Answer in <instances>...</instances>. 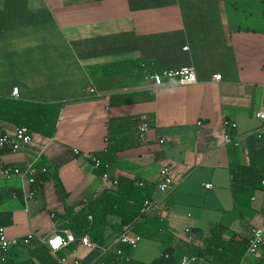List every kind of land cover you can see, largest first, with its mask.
<instances>
[{
    "label": "crops",
    "instance_id": "obj_1",
    "mask_svg": "<svg viewBox=\"0 0 264 264\" xmlns=\"http://www.w3.org/2000/svg\"><path fill=\"white\" fill-rule=\"evenodd\" d=\"M229 12L228 0H0V97L62 103L53 136L34 132L18 151L0 148V159L47 167L76 208L120 176L149 185L168 227L160 240H151L158 244L139 242L127 264H151L187 241L188 227L204 235L222 222L225 237H249L264 220V184L250 206L236 204L230 166L264 160V142L253 134L259 124L254 112L264 100V28L245 26L236 14L232 22ZM123 63L143 67L134 74L192 65L198 81L158 86L145 77L89 91ZM217 73L221 80L214 79ZM143 116L150 121L146 138L120 150L107 177L99 175L85 154L106 149L110 119ZM226 119L237 123L230 131L239 144L224 140ZM16 126L0 119V129L11 135ZM163 166H170L176 182L167 194L157 188ZM62 206L54 177L32 184L23 175L0 176V213H12L13 220L3 224L7 234L39 236L32 245L14 247L4 264L95 263L104 245L72 242L53 251L43 241L68 229L57 217ZM117 238L110 227L106 245ZM249 258L264 262V245L241 264ZM198 264L216 263L203 257Z\"/></svg>",
    "mask_w": 264,
    "mask_h": 264
},
{
    "label": "trees",
    "instance_id": "obj_2",
    "mask_svg": "<svg viewBox=\"0 0 264 264\" xmlns=\"http://www.w3.org/2000/svg\"><path fill=\"white\" fill-rule=\"evenodd\" d=\"M142 68L141 65L129 63L114 66L106 76L96 80V89L103 91L125 87L128 84L126 79H132L133 84L135 81H141L148 73L156 72V70H147L141 74L131 73L132 69L142 70ZM61 107L62 103L20 101L0 97V119L15 125H25L33 133L39 132L51 137L57 130ZM134 122L138 127L140 119L130 117L110 119L108 145L105 150L93 153L101 160L99 167L94 166L99 175L103 176L107 173L109 166L117 160L120 150L142 143L138 128L133 129ZM230 172L231 189L236 204L250 206L255 190L263 185L264 160L258 165L232 163ZM50 177H54L56 191L63 202L62 210L57 213V217L64 221L62 225L64 228L72 230L78 236L88 234L92 241L106 245L108 229L112 227L118 236L125 230L131 229L142 239L160 240L162 232L168 227V219L161 209H154L151 212L142 211L145 200L153 197V189L145 183L141 185L142 180L138 178L120 176L115 179L117 183H114L115 180L112 181L109 186L101 189L87 202L82 201L80 207L76 208L77 206L67 204L68 192L59 176L55 174L51 176L49 172L39 173L35 184H43ZM11 215L10 212H1L0 225L11 223L13 221ZM110 215L116 216L117 220L112 222ZM6 217L8 219H5ZM227 228L222 222L214 223L206 234L197 233L198 243L184 241L176 248L167 249L151 264H181L182 257L186 254L206 257L216 264H241L248 249L249 237L237 234L225 237ZM73 244L77 245V242ZM114 244L115 248L121 249L123 253L118 254L115 250H108L96 262L127 264L133 249L122 242ZM5 263H8V259Z\"/></svg>",
    "mask_w": 264,
    "mask_h": 264
},
{
    "label": "built area",
    "instance_id": "obj_3",
    "mask_svg": "<svg viewBox=\"0 0 264 264\" xmlns=\"http://www.w3.org/2000/svg\"><path fill=\"white\" fill-rule=\"evenodd\" d=\"M185 48L187 49L188 46ZM145 77L146 79L153 81L158 86L164 85L166 82H177L182 85H189V84H194L198 81L197 71L195 67L192 65L183 66L177 69H167L162 71H156L153 73H148ZM221 78H222L221 73H217L214 75L215 80H221ZM89 91L93 93L97 92L94 86H91L89 88ZM13 95L14 96L19 95V87H14ZM254 115L258 119L259 124L253 130V134L258 141L264 142V100L262 101L261 106L255 110ZM236 126L237 123L234 120L226 119L224 121V130H225L224 140L226 142H234L235 144H239L238 140H236L238 137L237 138L236 136L234 137L230 131L231 128H235ZM149 128H150V121L148 120V117L143 116L138 124V133L142 140L146 138ZM32 139H33V132L25 125H17L13 135L0 129V148L11 146L13 151H18L23 146L29 144L32 141ZM161 141L163 142L164 140L162 139ZM74 152L79 154L80 150L75 148ZM85 156L86 158H88V160H90L94 164L95 167H99L101 165V160L93 153L85 154ZM45 172H48V168L45 166H40L38 164H30L25 168H21L19 166L6 164L0 159V176H3L5 178H12L16 175H23L27 177V179L32 184H34L36 182L37 175L39 173H45ZM103 176L107 177V173H104ZM114 183H117V180H115ZM262 183L264 184V180ZM140 184L144 185V182L141 181ZM175 184L176 182L171 173L170 166H163L160 169V181L157 185L158 190L162 194H167L174 188ZM207 186L210 187L211 184H208ZM87 201L88 199H85V202ZM154 209H160L159 200L154 199L153 197L151 199H146L142 211L151 212ZM185 232L187 234V241L193 243L199 242L197 233H195V231L192 228L190 227L186 228ZM57 237L60 238L61 243L58 247H54L53 242ZM36 239H39V236H37L35 232H30L27 235L20 237H10L6 232V228L3 225H0V264H4V262L7 260L14 247L21 245L23 246L29 245ZM141 240L142 237L138 233L134 232L131 229H127L118 236L116 242H122L128 244L132 249H135ZM43 241L53 251H56L72 242H80L81 245L87 248L100 246V244L92 241V239L88 234L78 236L76 235L75 232H73L70 229L57 231L54 235L47 238L46 240L43 239ZM263 245H264V220L262 224L254 228L251 234L249 235L248 249L246 251L245 256L249 254L257 253ZM108 250H115L117 251L118 254L123 253L121 249L115 248L114 243L109 245H104L103 254L106 253ZM200 261H203V257H200L198 255L186 254L182 257L181 264H195V263H199ZM64 264H83V263L79 259H74L72 262L64 263ZM93 264H106V262L101 261V262H95Z\"/></svg>",
    "mask_w": 264,
    "mask_h": 264
},
{
    "label": "rangeland",
    "instance_id": "obj_4",
    "mask_svg": "<svg viewBox=\"0 0 264 264\" xmlns=\"http://www.w3.org/2000/svg\"><path fill=\"white\" fill-rule=\"evenodd\" d=\"M229 1V14L230 20L234 22L236 20L233 17L234 14L238 15V21L243 23L245 26H256L264 28V0H228ZM238 6V8H236ZM234 10L236 12H234ZM145 242H155L149 239H143L140 241V245ZM158 244V243H154ZM252 258H249L245 261V264L251 263ZM264 260V259H263ZM259 264V263H257ZM261 264H264L262 262Z\"/></svg>",
    "mask_w": 264,
    "mask_h": 264
},
{
    "label": "clouds",
    "instance_id": "obj_5",
    "mask_svg": "<svg viewBox=\"0 0 264 264\" xmlns=\"http://www.w3.org/2000/svg\"><path fill=\"white\" fill-rule=\"evenodd\" d=\"M60 243H61V240H60L59 237H57V238L55 239V241L53 242V246H54V247H58V246L60 245Z\"/></svg>",
    "mask_w": 264,
    "mask_h": 264
}]
</instances>
